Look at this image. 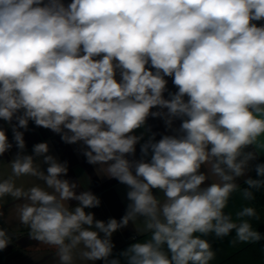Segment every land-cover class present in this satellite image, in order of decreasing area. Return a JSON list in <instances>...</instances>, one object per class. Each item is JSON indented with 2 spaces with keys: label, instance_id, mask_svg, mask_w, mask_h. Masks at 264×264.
I'll return each mask as SVG.
<instances>
[{
  "label": "clouds",
  "instance_id": "clouds-1",
  "mask_svg": "<svg viewBox=\"0 0 264 264\" xmlns=\"http://www.w3.org/2000/svg\"><path fill=\"white\" fill-rule=\"evenodd\" d=\"M261 21L264 0H0V120L12 133L10 141L0 127V157L17 149L11 175L0 179V218L5 197L22 200L19 223L55 249L58 264H210L215 253L201 236L235 230L234 245L264 238L250 223L255 208L235 221L224 211L236 179L264 151ZM150 116L170 134L156 140ZM30 120L82 143L87 163L128 186L119 222L85 211L100 199L76 191L47 142L25 154L20 129ZM255 171L264 177V163ZM23 176L43 183L18 187ZM210 177L218 182L206 185ZM245 183L247 200L264 187V179ZM140 219L136 230L147 238L114 256L113 233ZM10 239L0 228V250Z\"/></svg>",
  "mask_w": 264,
  "mask_h": 264
},
{
  "label": "crops",
  "instance_id": "crops-1",
  "mask_svg": "<svg viewBox=\"0 0 264 264\" xmlns=\"http://www.w3.org/2000/svg\"><path fill=\"white\" fill-rule=\"evenodd\" d=\"M65 4L71 2V0H63ZM264 23V21L257 22ZM168 79L167 88L171 92H176L178 89L172 83V78ZM165 98L168 97V93L165 92ZM157 111V109H152ZM166 111V110H165ZM15 123V121H13ZM176 126L179 125V121L174 122ZM146 125L151 128V131L156 133L155 139L159 140L163 135L170 134L166 130V126L163 118L161 117H149ZM0 127L8 129L7 135L9 140H12L11 129L8 125L0 120ZM24 132V139L26 143L25 154L31 155L32 148L35 144L41 142H47L49 145V155L54 156L60 162L67 161L68 174L65 179L74 181L78 184L76 191L79 193L83 190H90L96 195L101 204L97 208L85 209L86 212L94 213V218L107 222L109 218H115L118 222L126 214L127 205L129 203L127 199L128 186L121 184L114 178H109L103 172L98 171L100 165H91L87 163L86 157L83 155L81 148L82 143L67 144L61 139V134L55 133L50 129L38 127L33 121H29L28 129H20ZM143 129L136 130V134H140ZM147 139V134L144 140ZM264 140V137L260 138ZM142 140L136 145L135 159L140 158V145L144 142ZM247 151L253 150L250 146ZM17 149L15 146L13 149L6 153L3 157H0V179L7 178L11 175V167L8 162L15 155ZM258 159L253 161L250 165V170L245 176L236 179V183L239 188L236 192L232 193L227 207L224 209L226 214H231L233 220H236V213L242 210L244 207L255 208L259 219L249 218L253 228L261 233L264 237V204L256 205L250 200H247L243 196L242 184L249 177L253 178L257 175L255 171V164L264 163V151L258 150ZM132 157H130L131 159ZM42 159V158H38ZM42 169L46 171L47 165H41ZM207 173V168L201 169ZM218 178L210 177L206 181V185L211 182H218ZM43 182L37 180L35 177L23 176L16 179V185L25 189ZM205 185V186H206ZM154 194H163L157 190H153ZM5 203L3 205L4 216L2 220L14 236H10V243L8 246L0 250L1 257H3L10 264H58V258L55 257V249L47 245L40 244L37 241L31 240L28 236V229L19 223L16 214V205L23 203L22 200H13L11 197H5ZM77 201H70L72 207L77 205ZM137 227H143L142 219L138 220L136 224L129 222L128 226L119 229L112 235V242L115 247L113 249V255L115 252L118 254L124 251L131 244L140 242L147 238V234H141L137 232ZM236 237L235 230L224 237H216L214 233H209L207 236H201L202 239H206L211 246V249L215 253V258L210 261V264H264V238L255 243H236L232 241ZM117 254V255H118ZM77 264H86V262L78 261ZM87 264H104L103 261L87 262Z\"/></svg>",
  "mask_w": 264,
  "mask_h": 264
},
{
  "label": "trees",
  "instance_id": "trees-1",
  "mask_svg": "<svg viewBox=\"0 0 264 264\" xmlns=\"http://www.w3.org/2000/svg\"><path fill=\"white\" fill-rule=\"evenodd\" d=\"M252 179H264V177H258L256 175ZM242 188L244 190V189L249 188V186L244 182L242 184ZM250 190L253 192V195H254V199L250 201L256 205L264 204V187H261L260 189H250ZM118 252H115L114 256L117 255Z\"/></svg>",
  "mask_w": 264,
  "mask_h": 264
},
{
  "label": "water",
  "instance_id": "water-1",
  "mask_svg": "<svg viewBox=\"0 0 264 264\" xmlns=\"http://www.w3.org/2000/svg\"><path fill=\"white\" fill-rule=\"evenodd\" d=\"M0 228L6 229L8 234H9V236H14V234L10 230L7 229V227L5 226L2 218H0Z\"/></svg>",
  "mask_w": 264,
  "mask_h": 264
},
{
  "label": "built area",
  "instance_id": "built-area-1",
  "mask_svg": "<svg viewBox=\"0 0 264 264\" xmlns=\"http://www.w3.org/2000/svg\"><path fill=\"white\" fill-rule=\"evenodd\" d=\"M0 264H10V263L6 261L3 257H1V254H0Z\"/></svg>",
  "mask_w": 264,
  "mask_h": 264
}]
</instances>
